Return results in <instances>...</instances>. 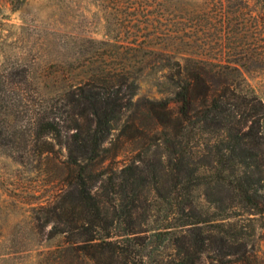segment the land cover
Here are the masks:
<instances>
[{
	"label": "trees",
	"instance_id": "1",
	"mask_svg": "<svg viewBox=\"0 0 264 264\" xmlns=\"http://www.w3.org/2000/svg\"><path fill=\"white\" fill-rule=\"evenodd\" d=\"M96 1L133 12L149 2ZM27 5L0 0V153L17 162L64 157H57L60 177L71 190L40 209L44 222L36 218L41 227L52 225L49 239H62L45 253L51 264H198L213 239L202 227L210 209L232 220L219 237L232 246V263L264 264V100L246 77L248 63L264 55L166 50L171 42L183 45L182 38L117 40L106 47L127 58L119 67L92 55L80 68L50 71L14 36L30 30L11 19ZM150 61L171 96L137 98L134 70ZM130 150L136 155L115 166ZM98 178L102 196L90 184ZM163 201L168 226L141 228ZM140 217L136 230L130 224ZM178 217L181 224L171 226Z\"/></svg>",
	"mask_w": 264,
	"mask_h": 264
},
{
	"label": "rangeland",
	"instance_id": "2",
	"mask_svg": "<svg viewBox=\"0 0 264 264\" xmlns=\"http://www.w3.org/2000/svg\"><path fill=\"white\" fill-rule=\"evenodd\" d=\"M110 6L108 2L96 0H28L24 10L11 14V19L16 25H28L30 30L26 33L18 31L14 36L20 37L19 46L31 50L30 58L38 59L37 66L47 65L50 71L62 67L80 68L92 55L105 58L108 67H119L127 58L114 56V52L106 47L107 42L117 40L156 38L157 43L166 37L172 41L182 38L183 45L173 46L171 42L166 50L211 58L222 55L232 59L233 54L246 49L264 55V0H149L147 9L139 6L140 12L125 7L114 10ZM49 34H55V37ZM89 36L100 44L86 41L85 37ZM241 40L243 47H238ZM76 58L79 59L75 62ZM53 60L57 63L53 64ZM67 62H72L73 66L69 67ZM247 66L246 77L264 100V60L250 61ZM134 74L141 78L138 99L171 96L168 86L158 84L162 75L153 61L147 62L143 70L136 68ZM132 150L126 158H119L115 166H121L126 159L136 155ZM57 157L64 159L59 154L42 163L36 159L17 162L0 153V264L53 262L45 253L62 239H49L52 225L41 227L36 218L42 217L41 222H44L47 212L40 209H51L60 196H66L71 190L60 177L62 169ZM90 182L102 196L104 181L98 178ZM150 201L155 199L150 198ZM169 213L168 205L163 201L152 213L148 225L141 228L167 227ZM207 214L209 221L202 227L213 239L198 264H233L232 256L227 255L232 254V246L227 247L219 239L225 236L222 230L228 228L232 220H219L213 209ZM182 221L183 217H178L171 226L180 225ZM237 221L240 225L247 224L245 217H238ZM139 222H143V217L130 225L139 230L136 227ZM251 248L250 245L248 250ZM166 253L174 254L171 249Z\"/></svg>",
	"mask_w": 264,
	"mask_h": 264
}]
</instances>
